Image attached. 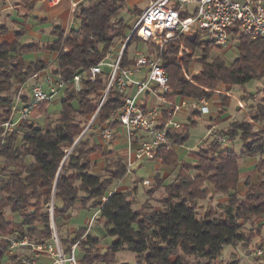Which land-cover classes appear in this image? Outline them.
<instances>
[{
	"label": "trees",
	"instance_id": "16d2710c",
	"mask_svg": "<svg viewBox=\"0 0 264 264\" xmlns=\"http://www.w3.org/2000/svg\"><path fill=\"white\" fill-rule=\"evenodd\" d=\"M126 2L91 0L88 5L80 4L75 11L80 26L72 29L64 41V31L55 25L57 40L53 42L44 45L22 44L20 41L0 44V125L12 111L13 84L25 82L47 65L40 56L29 60L27 54L44 49L57 51L58 69L68 81L57 125L39 126L33 120H26L3 148L1 156L7 170L0 176V235L3 236L0 238V264H20L18 255L7 254L11 243L8 237L16 231L22 235L28 233L35 241L50 240L52 218L66 253L78 242V249L83 251L80 264H114L117 252L126 249L138 254L140 264H210L225 246L247 240L243 223L264 217V128H261L264 127V96L253 105L243 97L247 112L256 124L243 114L242 119H235L223 133L230 141L242 140L240 153L223 148L222 142L213 138L208 145L189 152L195 162L180 160L176 147L183 146L188 139L190 128L201 117L198 110L193 111L189 123L170 131L172 145L160 147L157 158L163 165L179 163L180 166L177 176L169 184H164L159 174L155 176L156 188L164 185L167 194L161 209H154L149 201L139 208L133 207L130 191L112 192L102 203L100 198L113 190L114 183L124 177L127 168L120 157L106 154V174L93 173L92 154L102 151L95 136L111 113L124 105L125 93L113 84L104 99L110 68L104 65L95 79H92L90 69L106 61L117 37L130 34L121 35L125 22L120 18V11ZM139 41L141 39L133 33L122 53V66L136 63L135 58H130L129 51L133 43ZM184 43L192 49L203 48L198 58L202 71L192 74V80L186 75L191 55L185 56L181 66L177 58L179 44L168 41L160 51L159 46L149 43V53L159 54L162 58L172 88L170 99L174 100L179 94L194 98L218 95L221 105L215 120L234 102L232 96L218 94L216 90H222L221 86L226 85L229 91L236 87L244 91L245 84L251 80L264 79V37L253 38L240 33L238 54L230 64L221 56L209 60V47L213 45L201 40L198 34L187 38ZM76 75L80 76L79 90L74 84ZM74 101L78 102L77 108L73 106ZM93 116L88 129H94L95 121L100 128L94 134L88 135L86 131L78 140ZM112 126L118 127V123ZM216 133L222 132L217 130ZM243 157L258 158L255 166L258 181L254 183L248 177L245 180L247 189L241 194L240 159ZM209 195L227 196L224 205L221 204L224 210L220 215L211 210L199 216L198 200ZM77 206L96 211L94 221L100 217L106 235L116 238L105 253L97 247L102 238L89 233L88 226L60 235L66 225L63 222ZM7 209L20 215L22 220H9ZM262 228L264 223L258 226V230Z\"/></svg>",
	"mask_w": 264,
	"mask_h": 264
},
{
	"label": "built area",
	"instance_id": "2783aa9c",
	"mask_svg": "<svg viewBox=\"0 0 264 264\" xmlns=\"http://www.w3.org/2000/svg\"><path fill=\"white\" fill-rule=\"evenodd\" d=\"M46 1L56 4L60 0ZM190 4L196 5L193 13ZM183 12L188 15L183 16ZM69 32L70 29L66 31L64 38ZM242 32L253 38L264 37V0H150V4L140 13L126 44L133 33H136L141 41L159 46L160 51L165 43L171 41L173 44H179L177 58L182 63L184 50L189 51L184 42L194 34H198L201 40L213 46L225 47L230 43L231 37L238 39ZM121 55L119 54L116 62L110 66L111 75L104 99L110 87L115 84L119 91L125 93L124 105L113 111L108 121L102 124L100 136L105 143H110L119 137L117 128L123 129L129 150L126 160L127 175L132 172L136 161L158 160L157 150L172 145L170 131L183 125L178 118L180 112L198 110L202 114H209L212 110L208 97L187 96L170 99L172 88L169 85V75L159 54L152 55L148 49L147 53H140L135 58L134 65L127 67L120 64ZM106 64L102 62L91 67L92 79H95L96 74L101 72ZM144 71L146 73L142 75ZM31 78L33 81L28 79L22 83L19 93L14 96L9 118L0 125V157L8 138L18 131L23 122L45 116L48 103L68 85V81L58 69L57 62L47 64ZM74 84L79 90V75L75 76ZM23 89L27 90V94ZM218 91L236 97L232 94L233 91L226 88ZM25 95L28 100H25ZM152 97H155L156 103L149 104L148 99ZM236 99L239 101L237 97ZM241 107H244L242 103ZM115 122L118 127L112 126ZM89 126L90 124L81 137ZM215 138L220 142L227 140L222 134H216ZM143 183L148 184L149 180H144ZM109 195L110 193H106L100 198L102 203L108 200ZM53 206L52 201V214ZM96 215L97 212L91 222L95 220ZM51 226L52 238L43 242L32 240L28 233L22 235L18 231L14 232L8 237L11 243L7 254L18 255L20 264H80L77 256L78 242L66 253L54 218ZM258 252L262 253V250Z\"/></svg>",
	"mask_w": 264,
	"mask_h": 264
},
{
	"label": "rangeland",
	"instance_id": "374dc122",
	"mask_svg": "<svg viewBox=\"0 0 264 264\" xmlns=\"http://www.w3.org/2000/svg\"><path fill=\"white\" fill-rule=\"evenodd\" d=\"M147 4H148V0L141 3L140 7L144 8ZM195 7H196L195 4H190L192 13ZM139 15L140 13L130 12L129 3L126 2V5L120 11V18L124 19V22H125V27L121 30L122 32L121 35L125 34V32L130 33L133 30V26L136 24L139 18ZM127 38L128 37L123 35L115 39V42L112 46L111 53L106 58L105 62L107 64L105 66L111 68L112 67L111 64H114L116 62V60L119 57V54L121 55L123 53L127 45L126 44ZM237 43H238V39L236 37H231L230 43L225 47H216V46L209 47L210 55H211L209 60H212L213 57L221 56L226 59L228 64H230L231 62H233V60L236 58L238 54ZM148 46H149V43L147 42H143V41L134 42L129 51L130 58H136L140 53H147L149 49ZM187 48L189 49V51L184 50L182 63L179 59L178 60L180 61L181 66H183L185 56L187 54L191 55V61L189 63V71L188 73H186V75L190 80H192V74H198L202 71L201 65L198 62V58L201 57L203 48L201 47H198L197 49H192L189 47ZM34 56H35L34 53L27 54V57L29 58H33ZM54 59L56 58L52 56L50 57V60H54ZM31 77L32 76H30L28 79H30V81H33ZM22 83L16 82L13 84L12 89H11L12 96H15L16 94L19 93ZM245 85H246V89L244 91H242L240 88H237V87L232 88V91H233L232 94H234V96H236L239 99V101L236 99V97H232V99H234V102H232L231 107L227 110L225 114L221 115V117L218 120H215V118L219 115V113L217 112L214 115L215 117L206 116V117L197 119V123L190 128L189 137L184 143V145L182 146L184 147V149L179 152L180 160H185L188 162H195V159L190 155L189 152L198 150L203 145H208L210 141L213 138H215V135L217 134L216 133L217 130L222 132L220 134L225 135L223 133L227 132L231 123L237 118L242 119L243 114H245L247 119L249 120L252 119V117L247 112L246 104H245V101L243 100V97L246 99L248 104L251 103V105L259 102L261 98L264 96V79H253ZM227 87L228 86L226 85L221 86V88H227ZM23 92L27 94L26 89H23ZM216 92H218V94L220 93L218 90H216ZM63 97H64V91H62L59 95L54 97V99L50 103H48L46 115L34 120L36 125L45 126L48 123H53L54 125H57L58 116L60 115L62 108H63V104H62ZM240 102L244 105L243 108L241 107ZM73 106L77 108L78 102L74 101ZM252 122L256 124L254 120ZM91 123H92V120H91ZM215 124H218L217 127L214 128L213 131L210 133L208 130L209 126H213ZM258 126L261 127V125H258ZM93 128L94 129H88L86 134L89 135V134H92V132L94 134L100 128L98 121H95L93 123ZM261 128H264V127H261ZM96 133L99 134L100 129ZM222 147L231 148V149H234L237 153H240L243 147V142L239 138L234 140V142L227 139L226 141L222 142ZM145 165H146L145 167L138 168L137 176H139L140 178H151V175L156 173L157 171L156 163L148 162ZM3 166H4L3 157L1 156L0 157V176L1 174L2 175L4 174L3 171L7 170V169L5 170ZM177 167H179V164L176 165V169L174 171H171L170 176L166 179V184L171 183L177 176V173H178ZM135 168H137V166ZM135 168L133 170H135ZM101 174L105 175L106 172L103 171L101 172ZM139 186H140L139 195H140V199L142 200L141 202H143L144 189L147 186H144L142 182L139 183ZM245 188H246V184L244 183L243 179H241L239 183V190L241 191V193L245 192ZM157 190L158 191L153 189L150 192V195L152 196V201L156 200L157 204L162 205L167 194H166L165 188L162 189V187H160ZM131 196H132V193L130 195V198ZM221 197H223L224 199L222 200L219 199ZM147 201H149L152 205V201H150V199ZM225 201H226L225 195H214V196L209 195L205 199L198 200L199 216H202L207 211H211V210L215 211L216 214L220 215L222 213V210H224V206L222 207L221 204L224 205ZM133 202H134L133 207L135 208H139L142 205L141 202H140L141 205L139 206L135 205V204H138V201L136 198L133 199ZM6 214L9 220L13 222H20L22 220L20 215L12 214L8 209L6 210ZM86 216H87L86 211H83L77 216H76V212L74 211L68 224H66L60 230V235L64 236L65 234L71 233L72 231L79 229L81 227L86 228L88 226L86 223ZM263 223H264V217L254 218L253 220L243 223L242 228L246 232L247 240L245 242H237L235 244L225 246L222 252L220 253V255L218 256V258L211 261L210 264H264V245H261V243H264V229L262 228L258 230V226H260ZM104 231H105V227L99 217L98 220L94 221V226L89 231V233L99 236L101 238H106L105 236L107 235L103 233ZM2 237L3 236L0 235V238ZM101 242L100 244H98L97 247L102 251V253H105L107 251V248H103L102 247L103 245H101ZM259 250H262V253H259L258 252ZM77 256H78V259L80 260L83 256V251L78 249ZM7 257L8 255L5 257V260L7 259ZM137 257H138V254L134 251L127 250V249L120 250L116 254V260L114 264H125V263L140 264L138 262ZM190 261H193V258H190ZM201 262L206 263V260L201 259ZM5 264H10V263L6 262ZM98 264H104V263L100 262Z\"/></svg>",
	"mask_w": 264,
	"mask_h": 264
},
{
	"label": "crops",
	"instance_id": "0c3cea01",
	"mask_svg": "<svg viewBox=\"0 0 264 264\" xmlns=\"http://www.w3.org/2000/svg\"><path fill=\"white\" fill-rule=\"evenodd\" d=\"M145 1L147 0H127V2L129 3V11L141 13L150 4V0H148V4L144 8H141L140 4ZM90 2L91 0H60L58 3L52 4L46 0H0V44H12L14 42L20 41L22 44L40 43L44 45L48 42H53L57 40V35L54 32L55 25H59L61 27V29L64 31V36L68 29H70L71 31L72 29L79 28L80 21L75 18V9L80 4L88 5L90 4ZM64 39L65 38L63 37V41ZM34 54L35 56L33 58L27 57V59L33 60L36 57L40 56L47 62V64H55L58 56L57 51L48 49L35 52ZM51 56L56 59L50 60ZM145 73L146 72L144 71L142 75H144ZM182 97L187 96H176L175 99H181ZM148 102L149 104H154L156 102L155 97L148 99ZM209 104L212 110L211 113H201L200 118L206 116L215 117L214 115L216 112L218 113V109L221 105L218 95L209 98ZM192 113L193 111L185 110L179 113L178 118L183 124H186L187 122L189 123ZM217 125L218 124H215L209 127V132H212L213 129L217 127ZM117 130L119 137L110 142L111 144L105 143L102 140L100 133H96L95 138L96 141L102 145V151H98L92 154L94 165L91 170L93 173L102 175L101 172L105 171L106 154L111 156H118L126 164V160L128 159L129 155L126 135L121 127H118ZM176 148L178 154L184 149V147L182 146H177ZM257 161V157H243L242 159H240V180L243 179L244 183L248 177H251L252 182L254 183L258 181V174L255 171ZM148 162H155L157 171L156 173L151 175V178H140L139 176H137V170L138 168L145 167V164ZM178 164L179 163L167 166L163 165L159 160L136 161L133 167L135 168L137 166V168H135V170H133V168L132 172L127 173V175H125L122 179L116 181L113 185V190L109 191L108 193L112 194V192L115 191H131L132 196L130 199L133 200L134 198H136L138 204L135 205L138 206L149 199L150 201H152L150 192L153 189L158 191V188H156L155 176L159 174L164 180V184H166V179L170 176L171 171H174L176 169V165ZM177 168L179 169V167ZM144 180H149V183L144 184ZM140 182H142L144 186H147L144 189L143 202H141L142 200L140 199L139 195ZM161 187L162 189H164V185ZM246 189L247 187L245 188V191ZM219 199L222 200L224 198L221 197ZM152 206L154 209L162 208V205L157 204L156 200L152 201ZM74 211L76 212V216L83 211L87 212L86 223L88 225V230L90 231L94 226V221L91 222V220L96 211L88 212L87 210L82 209L80 206H77L70 212V217L67 221L63 222L64 224H68ZM103 233L106 234L105 231ZM105 237L106 238H102L101 245H103V248H108L116 238L110 236Z\"/></svg>",
	"mask_w": 264,
	"mask_h": 264
},
{
	"label": "water",
	"instance_id": "95a60500",
	"mask_svg": "<svg viewBox=\"0 0 264 264\" xmlns=\"http://www.w3.org/2000/svg\"><path fill=\"white\" fill-rule=\"evenodd\" d=\"M130 36H131V35H130ZM80 137H81V136H80ZM80 137H79V138H80Z\"/></svg>",
	"mask_w": 264,
	"mask_h": 264
}]
</instances>
